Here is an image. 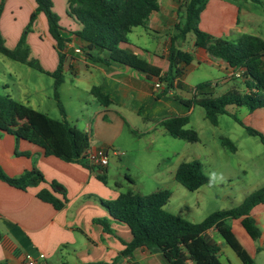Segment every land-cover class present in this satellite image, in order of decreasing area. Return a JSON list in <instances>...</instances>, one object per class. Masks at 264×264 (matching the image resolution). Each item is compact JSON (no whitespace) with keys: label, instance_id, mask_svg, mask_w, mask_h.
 Wrapping results in <instances>:
<instances>
[{"label":"crops","instance_id":"obj_1","mask_svg":"<svg viewBox=\"0 0 264 264\" xmlns=\"http://www.w3.org/2000/svg\"><path fill=\"white\" fill-rule=\"evenodd\" d=\"M51 1L53 12L59 18L62 35L67 39L62 51L65 56V80L58 92L59 96L62 95L64 87H67L72 94L69 99L78 102L84 126L81 130L90 135V147L87 152L96 148L113 151L122 148L123 152L117 157L134 154L137 156L130 147L118 144L125 126L137 131L141 125L142 132L151 134L155 139V133L166 132L161 126L163 120L177 116L173 114L189 115L194 107L184 111V106L178 99L192 98L195 87L188 83V72L201 64H209L225 74L214 84L231 86L228 77L235 71L226 62L209 55L203 48L195 47L196 38L191 40L188 48L185 47L191 33L183 41L177 39L176 25L184 20L183 4L186 0H159L160 10L150 16L148 25L134 28L128 35V42L121 45L123 49L161 69L162 74L169 70L168 56L171 48L190 53L194 58L192 63L189 66L179 65L185 68V73L174 81L171 89L159 78H148L145 73L128 66L112 62L103 64L91 59L88 50L76 36L82 25L69 15L70 0ZM36 9L35 0H4L0 15V34L5 46L10 50L15 49L24 37L25 47L30 52L29 58L38 61L46 71L54 72L59 65V56L56 42L49 33L45 14L40 12L28 30L30 17ZM198 27L215 38L230 41L243 35L264 39V0H209L200 15ZM90 54L95 58L107 57L105 53L97 50L90 51ZM20 72H23L20 66L0 58V83H3L5 88V93L0 94L12 97L28 109L44 113L39 109L43 106V101L17 100L15 92L6 85L11 75L20 78ZM235 75L239 76L236 73ZM156 82L162 84L161 89L157 91L154 89ZM54 84L53 79V95ZM94 87H99L102 93L109 97V106L100 103L92 94ZM19 93L24 98L32 95L27 85L19 87ZM234 107L236 106H229L228 110L233 113L230 109ZM263 118L264 112L262 120ZM14 128L19 137L0 132V166L6 175L13 178L35 168L43 174L46 183L21 190L0 180V264H26L25 255L38 259L40 254L45 255L40 264H170L160 252L146 248L136 249L132 256L121 255L126 249L122 241L130 243L133 239L132 232L125 223L109 215L101 200H115L127 191L144 195L139 189L133 190L136 184L129 174L126 175V180L133 187L129 186L130 189L124 191V185L113 177L109 166L104 168L105 173L97 171L98 174H104V183L97 178L96 173L80 163L66 162L46 155L31 127L27 111L15 114ZM157 175L155 173L156 177ZM52 182L61 186L56 196L63 199L64 193L66 197L65 206L61 210H56L52 204L37 196L43 189L52 191ZM165 189L163 187L153 192ZM251 215L261 231L258 245L243 228L241 220H233L231 224L236 237L239 231L244 242L250 245L251 251L241 243L252 256L250 252L264 253V204L256 206ZM101 218L109 220L113 233L105 232L102 226L94 223L95 219ZM220 239L214 241L221 246L222 253L225 242L221 237ZM228 264L236 263L228 260Z\"/></svg>","mask_w":264,"mask_h":264},{"label":"trees","instance_id":"obj_2","mask_svg":"<svg viewBox=\"0 0 264 264\" xmlns=\"http://www.w3.org/2000/svg\"><path fill=\"white\" fill-rule=\"evenodd\" d=\"M37 9L30 17L28 30L31 28L37 15L44 13L47 19L49 33L56 42L59 56V65L54 72L46 71L38 61L29 58V49L25 47V38L22 37L18 46L10 50L0 34V54L19 61L27 66L53 77L54 98L62 120L52 119L48 115L28 109L8 95L0 94V132H5L19 137L14 128V116L16 113L28 112L33 131L39 138V144L48 156H55L66 162L80 163L93 173L99 180L106 183L104 174H98L100 170L89 165L85 156L90 147L89 133L77 128L67 120V113L60 101L58 89L64 82L63 50L67 39L62 35V28L58 16L53 12L51 0H35ZM209 0H186L183 4L185 16L183 22L176 25L177 39L185 40L189 33L195 35V47L205 49L209 55L226 62L242 80L245 90L231 88L225 93L216 96L218 84L206 81L198 84L193 90L191 99H178L187 111L195 106L202 107L206 119L214 126L218 125L220 115H227L244 127L249 135L259 137L264 147V135L245 125L234 113L228 110L229 106L245 107L251 113L258 109H264V39L243 35L237 40L230 41L215 38L198 27L200 15ZM4 0L0 3V15L3 10ZM160 10L159 0H70L69 15L75 18L82 29L76 33L83 47L88 50V56L103 64L117 63L143 72L148 78H159L167 83L169 89L173 88L174 81L185 73V68L179 65L189 66L193 56L176 48H171L168 56L169 70L162 74L161 69L151 65L145 59L133 52L123 49L122 44L128 42V35L136 27H146L150 16ZM97 50L105 53V59L95 58L90 51ZM92 94L105 106H109V97L102 93L99 87L92 89ZM190 123L188 114L166 118L161 126L166 132L175 138L185 139L195 143L199 141L196 131L186 128ZM223 147L231 152H236L237 147L228 138H221ZM29 156V154H26ZM0 180L9 186L27 190L29 187L46 183L43 174L32 169L20 177H9L0 166ZM175 180L189 191H196L209 179L203 171L200 162L193 160L184 162L176 170ZM51 190L43 189L38 193V198L61 210L66 203L56 196L58 183H50ZM171 197L168 189L141 195L127 191L121 193L115 200H101V204L109 215L131 230L133 239L130 243H124L126 249L122 256H132L138 248H146L150 251L160 252L170 264H222L221 246L209 237V231L215 230L238 256L243 264H257L255 259L247 252L236 237L231 222L241 220L243 228L248 235L257 241L261 231L257 227L255 219L251 215L252 210L264 204V187L252 192L245 197L242 204L230 209L216 211L206 217L200 223H193L182 216L165 210V205ZM94 223L102 226L107 233H113L108 219H95Z\"/></svg>","mask_w":264,"mask_h":264},{"label":"rangeland","instance_id":"obj_3","mask_svg":"<svg viewBox=\"0 0 264 264\" xmlns=\"http://www.w3.org/2000/svg\"><path fill=\"white\" fill-rule=\"evenodd\" d=\"M39 29H41V23ZM194 39L195 35L191 33L185 47L188 48L191 40ZM0 58L23 69V72L19 74L20 78L11 75L6 82V85L15 92V99L43 101V106L39 108L40 111L47 113L53 119L61 120L62 116L53 95V79L25 64L11 61L2 55ZM224 76L225 74L218 68L204 63L188 72V83L196 87L206 81L218 82ZM228 78L231 86L219 85L216 88V96L225 93L233 86L244 90L239 76L231 72ZM22 85L29 87L32 94L30 97L20 96L19 87ZM64 88L60 101L67 110L68 121L81 129L84 126L78 102L69 99L72 94L67 87ZM0 93H5L3 83H0ZM182 109L187 111L184 107ZM230 110L245 125L264 135V120H262L264 110H258L254 114H250L251 112L245 107H234ZM189 117L190 123L186 128L196 131L200 138L195 143L172 137L167 132L155 133L156 137L153 139L151 134L142 132L140 124L137 131L126 125L123 134L118 139V144L130 147L134 153H137V156L134 154V156L117 157L114 156L113 150H110L109 167L113 177L124 185V191L129 190V186L133 187L126 180L127 174L135 180L136 185L133 190L139 189L144 195L164 187L171 192V197L164 207L165 210L193 223H200L216 211L241 205L246 196L264 187V147L259 137L249 135L246 129L230 116L220 115L218 125L214 126L206 119L204 109L195 106L189 113ZM79 119L80 122H78ZM223 137L235 144L236 152L223 147L221 143ZM117 152L122 153V148ZM193 160L202 164L209 181L198 190L189 191L175 180V172L179 165ZM208 234L213 240L220 239L215 230L209 231ZM237 238L246 249L251 251L250 245L244 242L239 231H237ZM255 243L258 245V241ZM222 250L224 252L221 253V260L224 264H228V260L243 264L228 245L223 243ZM250 253L257 264H264V253Z\"/></svg>","mask_w":264,"mask_h":264},{"label":"built area","instance_id":"obj_4","mask_svg":"<svg viewBox=\"0 0 264 264\" xmlns=\"http://www.w3.org/2000/svg\"><path fill=\"white\" fill-rule=\"evenodd\" d=\"M77 52H80V50H77ZM161 87V82H156L154 84V89L156 91L161 89ZM113 154L116 156L121 155V153L117 151H113ZM109 155L110 150H107L105 148L90 149L85 156V160L89 165L93 167L104 169L109 166ZM44 259L45 255L43 254H40L38 259L33 258L31 255H25L26 264H40V261Z\"/></svg>","mask_w":264,"mask_h":264}]
</instances>
